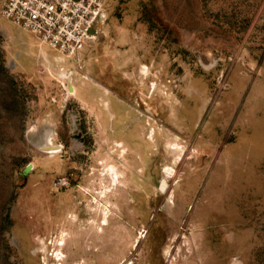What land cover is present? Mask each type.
Wrapping results in <instances>:
<instances>
[{"label": "rangeland", "instance_id": "rangeland-1", "mask_svg": "<svg viewBox=\"0 0 264 264\" xmlns=\"http://www.w3.org/2000/svg\"><path fill=\"white\" fill-rule=\"evenodd\" d=\"M104 3L71 58L0 13V264H264V0Z\"/></svg>", "mask_w": 264, "mask_h": 264}, {"label": "built area", "instance_id": "built-area-1", "mask_svg": "<svg viewBox=\"0 0 264 264\" xmlns=\"http://www.w3.org/2000/svg\"><path fill=\"white\" fill-rule=\"evenodd\" d=\"M0 13L67 58L82 54L108 19L104 0H2Z\"/></svg>", "mask_w": 264, "mask_h": 264}, {"label": "bare ground", "instance_id": "bare-ground-1", "mask_svg": "<svg viewBox=\"0 0 264 264\" xmlns=\"http://www.w3.org/2000/svg\"><path fill=\"white\" fill-rule=\"evenodd\" d=\"M142 68V72H144L145 70H147L148 68H147V66H143V67H141ZM145 73V72H144ZM147 73V72H146ZM70 92L71 91H73V89L71 88V90H69ZM48 134V136H47V138H46V141H45V148H46V153L47 154H56L57 152H59V151H57V147L54 145V143H53V140H52V134H50V131L47 133ZM111 174V173H110ZM112 181L114 182V185H117V183H118V181H119V173L117 172V171H115V169L112 167ZM98 203V202H97ZM99 204V203H98ZM99 206H100V204H99ZM104 211V215H105V217H103L102 218V220L103 221H101L99 224L98 223H96V221H97V219L95 218L92 222H93V224H95V228H99V227H103V226H107L108 225V220H107V217H106V209H103ZM97 212V211H96ZM101 220V219H100ZM95 233V232H94ZM98 232H96V234H97ZM96 234H93L94 236H96ZM65 235V234H64ZM65 238H62L58 243H59V245H65V243L63 242V241H65L64 240ZM61 243V244H60ZM83 247H85V249H86V247H88V245H83ZM82 247V248H83ZM92 247H97L96 246V242L94 243V245L92 246ZM82 252H83V254H87V255H89V254H91V251H89V250H82ZM58 255L59 256H61L62 255V253H58ZM94 258H95V260H96V264H97V258H100V254H98V251L97 252H94ZM59 259V258H58Z\"/></svg>", "mask_w": 264, "mask_h": 264}, {"label": "water", "instance_id": "water-1", "mask_svg": "<svg viewBox=\"0 0 264 264\" xmlns=\"http://www.w3.org/2000/svg\"><path fill=\"white\" fill-rule=\"evenodd\" d=\"M31 166H28L25 170H24V174L26 175L29 171H30V168Z\"/></svg>", "mask_w": 264, "mask_h": 264}]
</instances>
